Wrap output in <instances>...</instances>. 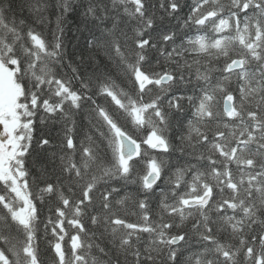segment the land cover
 <instances>
[{
    "label": "snow or ice",
    "instance_id": "obj_1",
    "mask_svg": "<svg viewBox=\"0 0 264 264\" xmlns=\"http://www.w3.org/2000/svg\"><path fill=\"white\" fill-rule=\"evenodd\" d=\"M42 243L52 264H264V0H0V264Z\"/></svg>",
    "mask_w": 264,
    "mask_h": 264
},
{
    "label": "trees",
    "instance_id": "obj_2",
    "mask_svg": "<svg viewBox=\"0 0 264 264\" xmlns=\"http://www.w3.org/2000/svg\"><path fill=\"white\" fill-rule=\"evenodd\" d=\"M189 2H191V0H189ZM16 14H17V18H22V16L27 15V13H20V10L17 8L16 10ZM185 11H187V9H185ZM163 13L162 12H158L157 16H162ZM51 19V24L49 25L50 28H55L56 27V19L55 16L50 17ZM79 16L76 14L73 15H69L65 18V20L62 22V27L65 29V33L67 36V45H68V51L69 52H78L85 44V39L84 37L87 36L86 32H78L77 31V27L79 26ZM164 23H168V20H164ZM157 23H160L159 20H157ZM178 23H182L178 22L177 20H171V24L173 25H178ZM67 70V69H65ZM60 125L57 123H54L50 120H45V122L43 124H41L39 122V120H37L36 123V132H35V136L39 137L41 136L42 133H50L53 136H56L58 134V130L60 129ZM34 158L37 161V170L39 168V165L41 164H45L47 165L49 168L52 167L51 164V158L50 157H45L44 155H38L37 153H34ZM130 191H134V189L130 188ZM153 207H155V204H153ZM50 215V213L48 212V205H41V218H47V216ZM133 220L135 219V217L132 218ZM40 228H43V225H40ZM40 235L42 236L43 233L42 231L40 232ZM39 243V241H38ZM40 248H41V259L44 262V264H52V253L50 251H48V246L46 243H42L40 244Z\"/></svg>",
    "mask_w": 264,
    "mask_h": 264
}]
</instances>
